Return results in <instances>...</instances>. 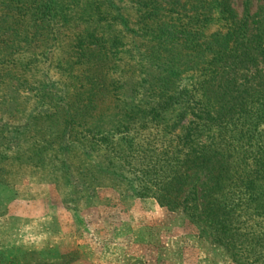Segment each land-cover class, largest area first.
<instances>
[{"label":"rangeland","instance_id":"obj_1","mask_svg":"<svg viewBox=\"0 0 264 264\" xmlns=\"http://www.w3.org/2000/svg\"><path fill=\"white\" fill-rule=\"evenodd\" d=\"M58 1L61 16L47 21L35 16L40 0H0V264H264V207L254 203L264 174L250 202L240 189L264 153V106L254 104L248 132V116L228 117L224 132L189 124L202 80L255 102L264 59L210 65L227 30L215 0H157L155 20L148 0ZM107 3L124 22L108 27ZM230 7L250 29L264 25V0ZM159 93L186 114H143ZM202 146L224 149L236 172L222 241L181 206L139 195L148 172Z\"/></svg>","mask_w":264,"mask_h":264},{"label":"trees","instance_id":"obj_2","mask_svg":"<svg viewBox=\"0 0 264 264\" xmlns=\"http://www.w3.org/2000/svg\"><path fill=\"white\" fill-rule=\"evenodd\" d=\"M177 1L178 0H172L170 3L174 5ZM40 2L41 4L36 6V13L38 14L35 15V13L33 16L41 17L47 21L51 18L61 16L62 8L58 6V0H40ZM156 3L157 0H148L146 4H143L145 5L144 8L147 10L146 12H149L145 16L147 19H156ZM214 6L219 9L222 17L227 21V30L224 35L217 34L214 36L217 40L221 39L223 45L214 52L210 65H215L219 60L223 61L224 64L227 61V57L238 59L239 61L237 62L240 64L248 63L249 59L252 60L253 64H258L260 58L264 59V25L258 22V26L255 29L252 27L250 29V26L246 22L237 20L234 11L230 7V0H215ZM106 7L108 9L106 16L109 18L107 23L108 27L113 26L116 21L124 22L122 15L116 12L117 9L113 11L112 9L114 7L110 6L108 3ZM84 15L85 13L83 16ZM31 20L32 16H30V21ZM253 31L255 32L253 33ZM115 37L114 35L113 38ZM117 40L118 38L114 39L113 43L115 45L117 44ZM252 49H255L257 53L256 56L251 55L254 51ZM234 64L237 65V63ZM216 68L215 73H217ZM255 75H257L259 79L252 90L253 97L256 99L255 102H252V100L248 102L247 98L243 101L242 94H249V91H240L233 94L236 92L233 88H215L213 85V87H207L206 80H202L204 85L199 87L200 99L197 103V111L199 113L192 112L197 122L189 123L194 126L193 132H202V130L206 132V129L210 131L212 128H215L216 131L214 132H224L223 124L228 117L233 119L234 123H237L243 118L247 119V116L249 118L248 120H244V122L246 121L248 127L244 132H248L249 125L252 123L250 116H253L258 111L255 110V108L253 109L254 104L257 106L259 103L261 106H264V72L255 71ZM161 93L157 95L159 98L157 108L148 107L149 105H147V108L142 111L143 114L152 115L157 113L158 115V113L167 110L173 112L180 110L177 117L186 114L185 103L182 104L177 98H174L173 94L165 99V96ZM207 93H209V96L213 99L209 104L206 103ZM206 105L210 109H206ZM158 110H160V112ZM129 113L133 114L136 112L135 110H130ZM221 126L223 128H221ZM221 129L223 131H221ZM189 136L190 133L186 132L185 134L179 135L178 138H180L179 140L183 139L182 141L184 142L182 143L184 144L193 141ZM230 137L232 138V135H230ZM231 140H233V138ZM210 148L209 146H202L199 149L192 148L191 152H187L184 155L179 154V156L175 155L172 160H163L164 164L159 165L154 173H147L148 179L146 178L147 181H144L145 185L140 188L139 195L140 197H154L162 206L173 209L176 208V206H181L183 211L191 215L189 217L192 222L195 223L199 221L201 225L206 226L208 230L214 232L215 235L218 236V239L222 241L226 232L233 227V223H228V221L232 220V217L227 216L226 218L224 215L228 214L226 210H228L229 204L233 205L234 202L233 192L237 187L235 179L236 172L234 171L235 168L232 167V170L230 169L231 167L229 166L227 158L223 154L224 149L216 148L214 150ZM258 161V168L253 171H248L245 176L243 175L241 182L243 186L241 187L240 185V189L242 188L244 191L243 194H250L254 191L256 180L260 179L264 174V153L260 154ZM155 167L156 166H153V168ZM230 172H232V174ZM225 176L226 179H228L229 176H233V179L229 180L226 186L223 182ZM224 187L230 188L229 191H231L232 198L223 193ZM182 196L184 197L182 198ZM251 198L252 196L250 194L247 201L250 202L249 200ZM254 203L255 209L264 207V202L262 200L257 199ZM226 240H231V237Z\"/></svg>","mask_w":264,"mask_h":264}]
</instances>
